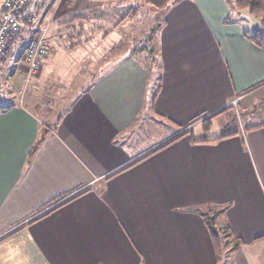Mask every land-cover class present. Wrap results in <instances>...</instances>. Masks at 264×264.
Wrapping results in <instances>:
<instances>
[{"label":"crops","instance_id":"obj_1","mask_svg":"<svg viewBox=\"0 0 264 264\" xmlns=\"http://www.w3.org/2000/svg\"><path fill=\"white\" fill-rule=\"evenodd\" d=\"M127 1L161 13L151 104L146 69L129 55L113 62L112 50L94 46L120 40L113 35L121 23L106 30L98 19L97 30L83 33L79 15L33 18L43 2L30 0L22 12L25 26L45 28L50 49L28 79L24 50L9 54L21 38L0 60V264H219L204 218L189 208L216 213L215 225L242 241L227 264H264V238L254 241L264 235V125L244 131L258 124L251 115L232 136L192 141L222 133L210 135L216 117L204 132L203 117L251 104L253 86L264 83V49L226 21L225 3ZM68 25H78L73 41L86 47H53ZM62 53L81 58L84 83L61 108L33 100L34 80ZM99 53L110 59L87 70ZM182 130L189 135L115 173Z\"/></svg>","mask_w":264,"mask_h":264},{"label":"rangeland","instance_id":"obj_2","mask_svg":"<svg viewBox=\"0 0 264 264\" xmlns=\"http://www.w3.org/2000/svg\"><path fill=\"white\" fill-rule=\"evenodd\" d=\"M3 1L4 0H0V5ZM213 1L216 2L214 3L215 7H221L225 3L226 6L223 10H225L226 16L228 17L229 15L231 19H234L232 21H235L244 29L252 31L259 27L258 19L255 16H250L246 12L238 14L231 9L230 2L234 0ZM35 2V7L38 3L43 2V4L40 6L41 8L37 10V12L32 14L33 18L38 19L45 16H54L64 19L67 18L70 20L72 16L79 15L80 18L85 19V23H81V28L84 29L83 33H87L91 29L97 30L96 28L98 25H96L95 22H97L98 19L106 20V22H102L103 25H101V27L105 28L106 30L110 28L112 23L115 27L121 23L117 26L116 32H114L113 35V37L119 35L120 40H113L111 43L109 41V43L106 44H104V41H98L97 44L94 45L100 49L102 54H105L106 51L108 52L109 49L112 50L113 62L120 59V57L129 55L134 57L136 62H138V64L140 63L142 67L146 69V65L148 66L150 60L154 58L153 55H158L157 39L155 36L157 30L155 29L156 32L153 34H151L150 31L151 29L155 28V26L158 27L157 25L160 21L159 19L161 18V13L159 10L153 9L146 4H143L142 6L139 5L135 10H133L131 7L137 3L131 1L126 2V0H35ZM35 10L36 9H34V11ZM25 18L26 15L24 16V19ZM67 23L68 22H66V24ZM69 23H71V21ZM103 28L102 30H104ZM22 29L23 30L20 33V45L18 44L19 47L13 46L10 49V55L14 54L12 51L17 52L21 49H26L27 44L36 37L35 34L30 35L29 37V35H27V33L24 31L25 27H22ZM64 31L65 32H63V35H61L62 39L58 40V42H55V44H52L54 48L63 49L66 52L73 48V45L76 43L80 44L79 47H86L84 46V42L82 43L81 40L78 42L73 41L72 32L75 31L77 33L78 25H68ZM47 44L49 45V41H47ZM52 45L50 47H52ZM48 49H50L49 46ZM101 53H99V56L94 58L92 68L87 70L99 68L100 66L104 65L105 59H110ZM62 54L63 56L60 58H58L59 54L51 56L43 69L45 76L42 78V75L39 77V79L37 77V80H34V82L37 83V88L35 87L36 89L34 91L38 90V92L34 95V91L32 92L33 100L37 101L44 97L43 99L46 102L45 104L53 106V104L56 105L58 103L61 108V104H65L68 99H71V97L77 92V89L84 83L83 75L81 76L79 73V65L77 64L81 58L73 57V54L71 53ZM115 55H120V57H115ZM152 68L158 73L159 69L157 64L152 65ZM38 73H40V68L35 73V76H37ZM85 75L88 76V74ZM69 79L71 80L67 81ZM157 83L158 82L155 80L151 88L149 87L148 89L156 91ZM263 85L264 83L260 84L259 86H253L251 104L244 106L240 103H233L225 107L224 110L222 109L223 111L217 115L218 117L216 116L217 119L210 129V135H218L223 129H240L242 125H247L249 123L248 118L251 115L252 123L264 121V92H262V89H260ZM30 87V83H28L27 87L24 88L23 93L19 94V96L22 97L23 94L25 96V92H27V89H30ZM57 87H64V89L61 90L64 93L58 92L59 90L56 89ZM61 94H65L66 96V100L64 102L61 101V98H63L61 97ZM147 94L149 98L150 94L148 91ZM147 100L149 101V99ZM4 101L5 99L0 97V104L4 103ZM207 117L208 116L201 119V125L203 119ZM42 120H45V118ZM194 136L196 138L202 137L201 131L196 130L194 132ZM168 138L169 137H166L164 140L162 139V142ZM227 240H230V238ZM228 242H226L225 249H223V254L219 264H227L228 259L230 260V256H232L231 245H229Z\"/></svg>","mask_w":264,"mask_h":264},{"label":"trees","instance_id":"obj_3","mask_svg":"<svg viewBox=\"0 0 264 264\" xmlns=\"http://www.w3.org/2000/svg\"><path fill=\"white\" fill-rule=\"evenodd\" d=\"M3 2H2V5H1L0 12L3 9ZM171 3H173V1ZM230 3H231V5H230L231 9L233 11H235L236 13L240 14V13L246 12L248 15L255 16L258 19L259 27L255 28L252 31H244L243 35L246 36L254 45L264 49V0H234V1L230 2ZM136 7H138V5H134L131 8H133V10H135ZM24 8H22L20 13H21V18H22L23 24L25 25V21H27V19H24V17H22V12H23ZM232 20H234V19H231L229 15H228V17L226 16V21L230 22ZM155 29L157 30L156 26H155V28L151 29L150 33L153 34L154 32H156ZM22 30L23 29L21 28L20 31L17 34H15V35H13L12 37L9 38L8 46L4 50V54L11 47V44H13V42L15 40L20 38V33H21ZM153 56H154V58L150 60L149 65L148 66L146 65V69L148 71V74L150 75V79L148 81V88L149 87L151 88V86H152V84L154 83L155 80L158 83H157L156 91H152L151 92L150 89H148V91L151 92V93L149 92L150 93V95H149L150 97L148 98L150 104L153 101L157 91L159 90V80H160L159 79L160 78L159 74L157 72H155V69L152 68V65H155V64H157V67L159 66L158 55H156V56L153 55ZM143 64H145V63H143ZM223 110L215 112V113L211 114L210 116H208L207 118L203 119L202 128H203L204 132H207L209 130L210 125H211V119L216 117L217 115H219ZM263 125H264V121H262V122H260V123H258L256 125H252V126H243V130L246 131V130L253 129V128H256V127H259V126H263ZM188 133H189V131H186V130L185 131H183V130L182 131H178L177 133H175L174 135H172L171 137H169L165 141L159 143L158 145H156L155 147H153L152 149H150L149 151L144 153L142 156L136 158L135 160L131 161L130 163H128L124 167L120 168L115 173H118V172H120V171H122V170H124V169H126V168H128V167H130L132 165H134L135 163H137L140 160L144 159L145 157L157 152L158 150L166 147L167 145H169V144L173 143L174 141L178 140L179 138L184 137L186 135H189ZM234 134H236L235 130L223 129L222 133L216 138L209 139V140H202V141H196V140H194L192 138V141L193 142H215V141H218V140H220L222 138H225V137H228V136H232ZM83 192L84 191H80V192L76 193L75 195L71 196L70 198H68L67 200H70L73 197H76L77 195H79V194H81ZM67 200H65L64 202H66ZM64 202H62V203H60V204L48 209L47 211L43 212L38 217H41V216L51 212L52 210H54L55 208H57L58 206H60ZM188 210H192V211L198 212L204 218V221L206 223V226L208 227L210 238L212 240V244H213V247H214V251H215V255H216V263H219L220 260H221V256L223 254L222 252H223V249H225L226 242L229 241L228 244L231 245V250L237 249V248H239L242 245V241L233 234V232L229 228V226H226V227H223V228H219V227H217L215 225L214 217H215L216 213L210 215L208 213H202L196 208H189ZM229 238H230V240H227ZM263 238H264V235L255 238L254 241H258V240H261Z\"/></svg>","mask_w":264,"mask_h":264},{"label":"built area","instance_id":"obj_4","mask_svg":"<svg viewBox=\"0 0 264 264\" xmlns=\"http://www.w3.org/2000/svg\"><path fill=\"white\" fill-rule=\"evenodd\" d=\"M29 2L30 0H4L3 9L0 12V60L8 46L9 38L17 34L22 27L37 31L35 33L36 37L27 44L26 49L23 51L22 57L26 64V79L35 75L39 70L48 48L45 28L23 24L20 12Z\"/></svg>","mask_w":264,"mask_h":264}]
</instances>
